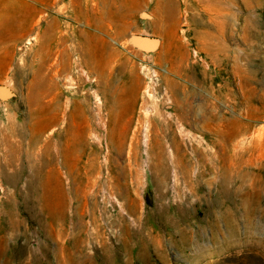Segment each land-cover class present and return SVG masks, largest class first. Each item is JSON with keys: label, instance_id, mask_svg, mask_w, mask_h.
<instances>
[{"label": "rangeland", "instance_id": "rangeland-1", "mask_svg": "<svg viewBox=\"0 0 264 264\" xmlns=\"http://www.w3.org/2000/svg\"><path fill=\"white\" fill-rule=\"evenodd\" d=\"M131 33L160 45L143 53ZM0 83L15 94L0 100V264H264V0H0ZM84 94L101 139L77 143ZM153 121L170 133L163 170Z\"/></svg>", "mask_w": 264, "mask_h": 264}, {"label": "bare ground", "instance_id": "bare-ground-1", "mask_svg": "<svg viewBox=\"0 0 264 264\" xmlns=\"http://www.w3.org/2000/svg\"><path fill=\"white\" fill-rule=\"evenodd\" d=\"M173 6L174 4L169 9L170 14L174 10ZM64 40L65 39H62V42H64ZM62 49H63L62 53L64 56L63 63H62V70L65 72H71L72 69L75 67L74 62H72L71 60L72 50L70 51L68 48H65V47ZM77 49H80V51L82 52L83 46L78 45ZM43 54H44L43 55L44 58H48L51 54V50L47 48V50ZM79 60L82 61V54L80 55ZM53 75H56V71L53 72ZM73 75L78 79V81L83 79L82 74L78 72H76ZM47 81H48L47 86L43 90V93H41V98L47 95L50 96V103L53 104V107L51 108V114L47 117V123L53 124V123L59 122V118H57V114L63 108L64 104L62 101V94L58 90L59 85L57 84V82H52L50 77H48ZM169 86L173 88L171 84H169ZM102 87L107 93H109V95L112 98L111 103H113V100H114L113 95L117 88H116V85L112 83V80L110 79V77L108 79H105V83H103ZM75 104L76 105L71 109L72 124L76 126V130L73 131V135H72L74 137L73 139L75 140V142L78 143V142L84 141V139L88 135L91 134V131H94L96 133L95 136L97 137V139H101L100 134H98L99 126L98 124H94L95 118H100L101 111L100 110H97V112L92 111V109L90 108V104H89V98L85 94L78 101H75ZM129 126L128 125L121 126L118 130L116 129V131L115 129H113L114 127L113 128L111 127V130H109L110 135L109 134L108 135L110 137L108 139V146L110 147V152H113L115 156L122 154V152L125 150L126 134H128L127 131H128ZM166 127H168V124L164 122L161 123L158 121H153L148 125V131H149L150 137L147 139V145H148V149L152 151V153H150L151 154L150 158L154 160V163L158 166L159 170H163L165 168L164 158H167V155L164 150L163 138L165 137L169 138L170 133H166V130H165ZM141 128L142 126H140V124L134 128V130L131 133L130 139L128 140V143H127L128 152H129L128 155L131 159L136 160L140 156L139 147L141 143V139H140ZM39 129H36V130L41 131L43 127ZM115 140L117 141V144L113 145V142Z\"/></svg>", "mask_w": 264, "mask_h": 264}, {"label": "water", "instance_id": "water-1", "mask_svg": "<svg viewBox=\"0 0 264 264\" xmlns=\"http://www.w3.org/2000/svg\"><path fill=\"white\" fill-rule=\"evenodd\" d=\"M127 42L134 49L143 53L155 51L160 45V39L158 37L143 33L129 34L127 36ZM14 95V92L8 85L0 83V100H8Z\"/></svg>", "mask_w": 264, "mask_h": 264}]
</instances>
